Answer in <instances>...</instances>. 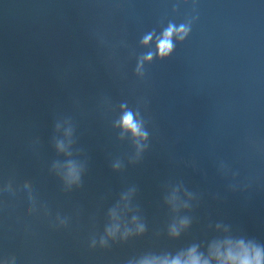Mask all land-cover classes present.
I'll use <instances>...</instances> for the list:
<instances>
[{"label": "clouds", "instance_id": "obj_1", "mask_svg": "<svg viewBox=\"0 0 264 264\" xmlns=\"http://www.w3.org/2000/svg\"><path fill=\"white\" fill-rule=\"evenodd\" d=\"M169 45L167 42H165L162 45L163 49H168ZM229 259H233L232 257H229ZM172 264H181V262L179 260L173 261ZM188 264H200V261L198 260V258H193L190 262H188ZM239 264H261V259H260V255L259 253H257L255 260H251L249 259L247 256H245L244 258L239 260Z\"/></svg>", "mask_w": 264, "mask_h": 264}]
</instances>
